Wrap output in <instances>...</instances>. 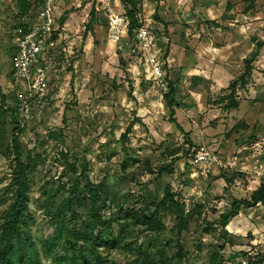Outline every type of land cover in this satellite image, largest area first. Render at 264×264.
Segmentation results:
<instances>
[{
  "label": "rangeland",
  "instance_id": "1",
  "mask_svg": "<svg viewBox=\"0 0 264 264\" xmlns=\"http://www.w3.org/2000/svg\"><path fill=\"white\" fill-rule=\"evenodd\" d=\"M139 1L140 27H147L152 40V64L149 53L138 48L136 33L128 39L126 32L113 43L102 13L62 1L61 38L41 57L44 84L32 89L33 77L16 84L12 76L20 5L0 0V96L14 112L0 131V217L8 203L4 193L12 163L2 153L15 120L24 159L30 156L36 164L29 209L38 245L52 236L40 204L51 195L61 200V184L74 175L82 182L85 170L90 181L109 186L110 204L115 203L103 214H115L125 231L121 245L102 246L109 261L134 262L139 254L156 250L174 257L182 247L181 264H211L214 254L216 264H244L242 253L264 254L263 207H238L226 236L219 222L221 215L235 211L234 202L249 200L264 181V0ZM156 8L159 21L153 18ZM122 11L120 2L117 12ZM228 38L239 42L236 77L243 73L244 60L263 45L250 79L236 91L235 110L225 109L230 83L225 77L215 83L211 70L220 63L215 59ZM154 65L166 85L178 84L177 126L170 123L162 98L168 89L164 92L152 78ZM192 68L200 72L192 74ZM130 124L127 139L120 140ZM201 145L231 158L233 168L210 166L203 174L192 161V151ZM166 187L188 210L203 206L179 237L169 215L163 216L161 233L146 231L131 217L133 212L151 215ZM118 227L113 223V236Z\"/></svg>",
  "mask_w": 264,
  "mask_h": 264
},
{
  "label": "trees",
  "instance_id": "2",
  "mask_svg": "<svg viewBox=\"0 0 264 264\" xmlns=\"http://www.w3.org/2000/svg\"><path fill=\"white\" fill-rule=\"evenodd\" d=\"M157 2L158 0H150ZM21 9V17L28 15L37 7L38 0H17ZM125 17L128 20L127 36L133 38L138 27L141 26L138 14L140 12L139 0L120 1ZM93 12V11H92ZM158 8L154 12V20L159 21ZM90 29V27H89ZM25 30V29H24ZM263 45L256 46L255 50L243 62V73L233 79L228 88L229 94L225 98L227 101L226 110H235L239 102L235 98L236 91L245 87L251 77L252 63L258 55V51ZM123 62V61H122ZM168 92L163 95V101L169 112V121L177 126L175 120V110L179 108L174 96L177 91L175 83H167ZM13 110L6 107V97L0 96V131L5 125V118ZM12 119L13 116H12ZM13 130L9 142L4 143L2 155L10 159L12 163L11 180L5 187L4 195L8 197L7 206L1 211L0 217V264H181L184 255L183 248L179 247L174 257H168L162 250L153 253H141L134 262L117 263L109 261L107 256L102 254V246L113 249L121 245L124 241V228L113 214L109 218L104 216V211L110 204V190L105 182L98 184L89 180L86 171L82 173L83 180L74 175L68 184H61L58 188L59 194L63 197L56 200L55 195L48 196L40 204L44 215L47 218L49 227L52 229V236L46 238L41 245L35 241L31 224L32 214L29 209V194L31 191V179L36 171L34 159L30 156L24 159V153L19 141L21 133L20 124L12 120ZM132 124L128 125L120 140L127 139L131 132ZM3 202L0 200V206ZM262 206L264 209V181L251 194L249 200L234 202L228 215H221L219 225L224 230L229 223V219L235 215L238 207L255 208ZM117 209L122 207L115 205ZM202 205H196L188 210L185 204L179 199L178 195L166 187L163 197L158 200L151 215L146 216L139 212L131 214L137 225H140L150 233H161L165 230L163 216L169 215L175 221L176 237L187 231L190 222L201 216ZM86 212V214H84ZM119 224L118 232L113 236V223ZM112 236V239H110ZM245 261L244 264H264V254L248 255L241 254ZM217 254L212 257V263L216 264Z\"/></svg>",
  "mask_w": 264,
  "mask_h": 264
},
{
  "label": "built area",
  "instance_id": "3",
  "mask_svg": "<svg viewBox=\"0 0 264 264\" xmlns=\"http://www.w3.org/2000/svg\"><path fill=\"white\" fill-rule=\"evenodd\" d=\"M71 3L76 8L82 5L90 6L96 13L104 14L107 19L109 37L113 43L120 42L126 34L128 20L123 11L117 12L120 0H71ZM56 12L57 0H38L35 10L19 19L12 68V76L16 84H23L32 77V89L44 84L45 69L39 66V61L46 52L57 48L61 38ZM146 28L139 27L135 33L138 37V48L149 53L148 62L152 64L155 55L151 53L152 40ZM153 67L152 78L165 92L167 85L164 82L163 72L157 65ZM192 161L203 174L210 166H217L222 170H228L234 166L231 158H223L205 145L198 146L192 151Z\"/></svg>",
  "mask_w": 264,
  "mask_h": 264
},
{
  "label": "crops",
  "instance_id": "4",
  "mask_svg": "<svg viewBox=\"0 0 264 264\" xmlns=\"http://www.w3.org/2000/svg\"><path fill=\"white\" fill-rule=\"evenodd\" d=\"M62 1H71V0H61V2ZM61 2L59 0H57V12H56V16H57V24L58 25H59V23H58L59 22V8H60ZM84 7L91 8L90 6H85V5H84ZM202 45H200L199 47H201ZM236 45H239V42L236 43L232 39L228 38L227 41H226V47H225L226 49L225 48H221L220 49V54L221 55H220V57H218V58L215 59L216 62H220V63L219 64L215 63L214 66L211 68L213 80H214L215 83H218L219 82V79L222 78V77L223 78L225 77L228 80L229 83L233 79L236 78V74L234 76V73H236L235 72L236 71L235 68H237V64H239L241 62V60H242V58L240 60L234 59L235 53L237 52ZM191 70H192V74H193V72H195V74L200 72V71L195 70L194 68H192ZM175 85L178 88V84L175 83ZM212 169L213 168H211V170Z\"/></svg>",
  "mask_w": 264,
  "mask_h": 264
}]
</instances>
